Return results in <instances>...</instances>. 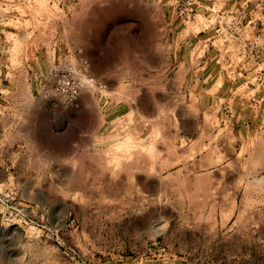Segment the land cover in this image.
Returning <instances> with one entry per match:
<instances>
[{"label": "rangeland", "instance_id": "obj_1", "mask_svg": "<svg viewBox=\"0 0 264 264\" xmlns=\"http://www.w3.org/2000/svg\"><path fill=\"white\" fill-rule=\"evenodd\" d=\"M263 177L264 0H0V264H264Z\"/></svg>", "mask_w": 264, "mask_h": 264}, {"label": "built area", "instance_id": "obj_2", "mask_svg": "<svg viewBox=\"0 0 264 264\" xmlns=\"http://www.w3.org/2000/svg\"><path fill=\"white\" fill-rule=\"evenodd\" d=\"M191 3L192 2H188L189 5ZM51 78L52 92L62 101L70 105H76L83 88L101 89L103 87L102 83L97 80L95 76L90 74L88 61L84 57H80L78 63L66 62L59 67H55L51 71ZM0 202L5 205L6 213H14V210L16 211L14 214L16 215L20 213L16 206L4 203L1 197ZM26 218L27 217L22 214L20 220L26 222Z\"/></svg>", "mask_w": 264, "mask_h": 264}, {"label": "bare ground", "instance_id": "obj_3", "mask_svg": "<svg viewBox=\"0 0 264 264\" xmlns=\"http://www.w3.org/2000/svg\"><path fill=\"white\" fill-rule=\"evenodd\" d=\"M260 157V155H259ZM255 179V178H254ZM253 185L255 186H258V187H261V188H264V177L263 178H260V179H255L254 182H252Z\"/></svg>", "mask_w": 264, "mask_h": 264}]
</instances>
